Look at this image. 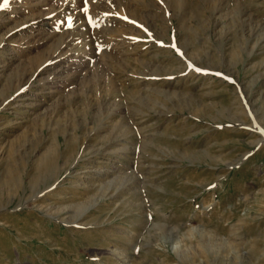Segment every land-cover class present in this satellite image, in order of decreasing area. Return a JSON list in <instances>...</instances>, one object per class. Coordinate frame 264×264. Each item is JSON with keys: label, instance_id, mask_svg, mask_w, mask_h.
Segmentation results:
<instances>
[{"label": "rangeland", "instance_id": "obj_1", "mask_svg": "<svg viewBox=\"0 0 264 264\" xmlns=\"http://www.w3.org/2000/svg\"><path fill=\"white\" fill-rule=\"evenodd\" d=\"M141 1L24 55L28 14L0 15V264H264V0ZM104 31L111 60L39 82Z\"/></svg>", "mask_w": 264, "mask_h": 264}, {"label": "bare ground", "instance_id": "obj_2", "mask_svg": "<svg viewBox=\"0 0 264 264\" xmlns=\"http://www.w3.org/2000/svg\"><path fill=\"white\" fill-rule=\"evenodd\" d=\"M85 1L86 0H9V4L6 8L0 7V15L2 16L5 12H9V13L14 14V9L16 7L21 8L22 11H26V13L28 14V17L30 19H29L28 23L25 24V26H22L20 28V32H21L22 36L20 37V42L18 44L19 54L24 55V54L31 53L33 46H34L33 48L38 47L37 42H39L43 38H45L46 42L55 41L57 37L59 38L61 36V34H60V30H59V23H57V22H60L63 16H66L69 14H70V18H74L75 16H77L78 9H79V8L77 9V6L81 3H82V5H84ZM148 1L149 0H146V4ZM150 1H151V5L145 8V12H147L146 9H149L151 6L155 5L154 1H152V0H150ZM50 2L53 4L58 2V4H60V5L53 7L50 14L45 15L42 13V11H43V9H47L50 6ZM93 3L97 4L96 6L104 4V5H107V7H109V0H93ZM112 3H117L116 9L121 10L124 13V16L127 17L126 20H128L131 17V15L124 12L123 10H126V9H128V11L131 10V5L134 3H138V5H142L141 7L145 6L144 2L141 0H112ZM0 5H3V0H0ZM112 8H114V7H112ZM125 17L123 19H125ZM166 17H168V16H166ZM162 19L164 21V24H166L167 19L165 20V17H162ZM169 19L172 21V18H169ZM118 20H119V18H118ZM126 20H124L126 23L129 22ZM87 22H89V20ZM90 22H92V21H90ZM112 22H113L112 16L103 15V14L98 15V16H96V22H95L96 24L94 26L92 25V28L95 26H96V28H99L100 26H108ZM134 22H136V21H134ZM138 22H139V19H138ZM75 23H76V21H75ZM54 24L57 27H54ZM165 29H163V31ZM95 32L97 33V31H95ZM148 35L149 34L146 33L143 37H146ZM80 36L81 35H79L78 33H73V34L69 35L68 37H66L65 39L64 38L62 39L61 44L59 45V49L55 52L56 54H53L52 56L49 57V59L45 63V66L41 70L40 74L39 75L37 74V77L41 76L43 74H46L45 77L43 76L41 79H39V82H41L43 80L46 81L49 79L50 82H52V81L55 82V80H57V81L61 80L62 83H63V81L66 83L68 78L72 75L73 69H75V70H76V68L81 69L82 67H84L86 65L88 60H90V59L92 60V58H96V55H98L97 57H99V58L103 57L102 59H105V58L108 59L109 58L108 60H111V58H113L111 52L120 48V46L119 47H117V46L120 45L121 42L124 41V39H123L124 37L123 38H117L116 36H113V35L108 36L105 31L101 34L98 32V36H96L94 39L96 41V46H97L96 50L97 51L95 49H93L91 53H89V54L86 53V55H85L84 53L86 51L84 53H81L80 51L77 50V48H76L77 44L74 45L75 46L74 47L75 52L73 50L69 49L70 48L69 45L71 46L72 42L78 41V39H80ZM131 42H132V40H131ZM72 51L74 52V54H71ZM86 56H87L88 60H85L84 57H86ZM106 59L104 60V62L106 61ZM148 65L149 64L147 62H144V61L142 62V67L147 69ZM51 69L52 70L58 69L57 72L55 71L57 73L56 76L54 73L53 74L50 73ZM62 75L65 77L64 79H66V80L62 79L63 78ZM143 79H145V78H139L140 81H144ZM46 82H45V84H47ZM48 84H47V88H48V86H50ZM22 91L20 93H18V96H17L19 98V99H17L18 101L21 100L20 98L24 96ZM160 92H162V91H160ZM137 94L139 95V93H137ZM164 94H166V93H164ZM115 128L113 130H115Z\"/></svg>", "mask_w": 264, "mask_h": 264}, {"label": "snow or ice", "instance_id": "obj_3", "mask_svg": "<svg viewBox=\"0 0 264 264\" xmlns=\"http://www.w3.org/2000/svg\"><path fill=\"white\" fill-rule=\"evenodd\" d=\"M86 2H87V0H86ZM8 4H9V0H3V5H0V7L6 8L8 6ZM85 11H87V9H85ZM125 19H127V17H125ZM71 26H72L71 21H69V27H71ZM173 47H175V45H173ZM196 70L201 71V69H199V68H197ZM217 75H219V73H217Z\"/></svg>", "mask_w": 264, "mask_h": 264}]
</instances>
